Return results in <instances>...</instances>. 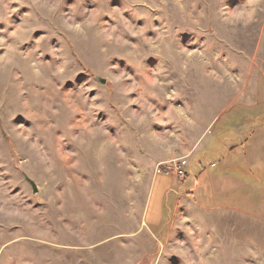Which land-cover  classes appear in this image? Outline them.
I'll list each match as a JSON object with an SVG mask.
<instances>
[{
	"label": "rangeland",
	"instance_id": "374dc122",
	"mask_svg": "<svg viewBox=\"0 0 264 264\" xmlns=\"http://www.w3.org/2000/svg\"><path fill=\"white\" fill-rule=\"evenodd\" d=\"M261 105L264 0H0V264H264Z\"/></svg>",
	"mask_w": 264,
	"mask_h": 264
},
{
	"label": "crops",
	"instance_id": "0c3cea01",
	"mask_svg": "<svg viewBox=\"0 0 264 264\" xmlns=\"http://www.w3.org/2000/svg\"><path fill=\"white\" fill-rule=\"evenodd\" d=\"M264 105H261V109L254 115V117L251 119H248V121L250 122L249 123H246L247 121L245 120L244 121V118H249V116H246V115H241V116H237L236 118L233 117V118H229L228 119V122L226 123H219V119H216L214 124H213V127L211 129V131L215 130L216 133H218L217 135L213 136L211 135L210 137H208V142L207 144L202 146V150L204 151V154L207 158L211 157V154H214L216 156H230V157H233L236 153H235V148H238L239 146H236L240 143H242L241 141H239V143H236V142H230V141H227L225 138L223 140V149H217V145L216 144H213V147H210V145H212V140L216 142L220 141V139L224 136H227L229 134H231L233 137H237L239 138V140H244L245 139V142H246V138L248 139L247 141L250 140L251 138V134L252 132H254L255 130L257 129H260V126H264V108L262 107ZM239 112L241 113H246L247 110L245 109H242L240 110ZM240 118L241 122H236L237 121V118ZM234 119V121H232ZM219 120V121H218ZM245 123L246 124V127H245V131H246V134H245V137H243L241 134H237V133H240L241 130H238L237 128L239 127V125ZM248 124V125H247ZM235 127V128H234ZM236 131V133H234ZM231 136V137H232ZM217 138V139H214V138ZM219 139V140H218ZM235 139V138H234ZM264 142L263 138L262 140L259 142L257 141V143H262ZM247 143H243V146H245V148H247V150H249L248 148L250 146H248V144L246 145ZM246 149L245 151L248 152ZM196 153V152H195ZM194 153V154H195ZM198 154V153H197ZM234 154V155H233ZM240 154V153H239ZM248 154V153H247ZM216 158L214 159L213 161L210 162V167H212L211 165H218V161L219 159H223V158ZM225 158V157H224ZM247 158V157H246ZM235 159L238 160V156L235 157ZM253 160L254 161H251V160H248L250 163H254L253 167H246L245 168V171H248V172H251V171H257L259 168L263 169L264 170V165L262 164V166H260L258 163L260 160H256L255 157H253ZM195 162H193V160L191 158H189V161L187 163V165H185V169H186V166L187 168L189 166H192ZM209 163V162H208ZM236 163L235 162H230L227 166H234ZM189 165V166H188ZM255 168V169H253ZM205 166L202 168L201 172H199V176L200 175H203V179H205ZM226 171H230V170H223L222 168H219V169H216L213 170V171H209V172H216L217 174H209V176L207 177V180H208V188L205 189V181H204V188L203 190L202 189H197L196 190V193H195V190H186V191H189V193H192L193 196H195L196 198H198L200 200L201 203H203L204 206L206 207H225V208H228L227 206H229L230 202H227L226 201H216V198L213 197L214 195V192L216 195H219L220 193L222 192H229L230 190L234 189V187H238L240 185L243 184V181L239 178V177H236L235 175H232L231 173L229 172H226ZM166 173V172H165ZM208 173V172H206ZM253 173V172H252ZM160 174V173H159ZM159 174H157L154 179H157ZM168 174V173H166ZM237 175V174H236ZM242 175H245V174H242ZM207 176V175H206ZM239 176V175H238ZM198 177V176H197ZM262 177V176H261ZM198 179H195L194 182L196 184H199L198 183ZM158 181V179H157ZM156 185H157V182H155ZM161 183H159L160 185ZM156 185L154 184V191H155V188H156ZM209 185L212 187V190L210 189ZM161 186V185H160ZM200 186V184H199ZM160 188V187H159ZM171 188V187H170ZM207 189L210 190V193L207 194ZM154 191H152V195L154 193ZM205 202V203H204ZM206 202H210L208 204H206ZM206 204V205H205Z\"/></svg>",
	"mask_w": 264,
	"mask_h": 264
},
{
	"label": "built area",
	"instance_id": "2783aa9c",
	"mask_svg": "<svg viewBox=\"0 0 264 264\" xmlns=\"http://www.w3.org/2000/svg\"><path fill=\"white\" fill-rule=\"evenodd\" d=\"M168 168L171 170L172 169V166L171 165H168ZM174 170H175V174L178 175V176H183L185 174V169L183 168V165L182 163L180 162H176L174 164Z\"/></svg>",
	"mask_w": 264,
	"mask_h": 264
},
{
	"label": "water",
	"instance_id": "95a60500",
	"mask_svg": "<svg viewBox=\"0 0 264 264\" xmlns=\"http://www.w3.org/2000/svg\"><path fill=\"white\" fill-rule=\"evenodd\" d=\"M96 78L97 79H99V81H101L102 83H105L106 82V79H104L103 77H101V76H96ZM30 180V182H31V184H32V186H33V190H34V192H37L38 191V189H37V185H36V183L32 180V179H29Z\"/></svg>",
	"mask_w": 264,
	"mask_h": 264
}]
</instances>
